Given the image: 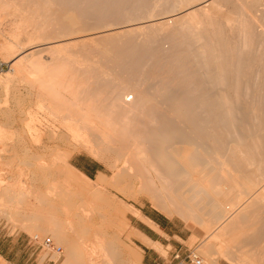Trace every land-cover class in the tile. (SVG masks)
Returning a JSON list of instances; mask_svg holds the SVG:
<instances>
[{
    "label": "rangeland",
    "instance_id": "374dc122",
    "mask_svg": "<svg viewBox=\"0 0 264 264\" xmlns=\"http://www.w3.org/2000/svg\"><path fill=\"white\" fill-rule=\"evenodd\" d=\"M39 1L41 3L43 1V3H44V4H42V6H40V8L43 7L46 10L47 9L53 10V8H54V10L50 13L48 10V12L46 11V13H45L43 11V8H42V10L39 9V12H40L39 15L40 16L43 15V17H41L42 21L40 20L38 23L42 22V25L36 24L38 26L35 28L33 27L34 29L32 28V26H28L27 29L25 28L27 30V31L25 30V32L27 34L28 30H30V31L33 30L35 33H37L40 30L38 34L41 36L38 38L32 39L33 40L32 42L30 39L31 44H34V42H35L36 44L47 43L48 45L42 44V45L36 47L37 48L35 50L36 52L34 51L35 53L33 54L34 56L32 57L33 60H32V58H29L28 61L31 59L32 61L35 60V62H36L39 59L37 62H39L40 64H43V65H46L47 63H49L51 61L57 63L56 60H58V63L60 62L61 65L66 64L65 66H68L67 64H69V63L71 64V66H72V63H73V65H75L74 62H76V64H78V63L79 64L80 63L86 64L88 62H90V63L93 62V63H97L100 65L101 63L105 62L104 60L107 61V59H110V58H106L103 56H102L103 58L98 57V56H97V58L95 57L96 54H95L94 50H100L101 48H104L105 41H107V38L105 37V35L110 33V32L122 31L123 29L130 27L131 29H134L132 31V33L130 34L131 39L133 38L132 41L128 42L127 44L126 43L123 44V42H125V41L122 40L123 41L122 42L121 39H118L119 43L121 42L120 46L122 45L121 47H119L121 49L119 50V48H118L119 43L117 44L118 46L116 45L117 49L115 48L118 52L115 51V49L113 48L114 49V52H113L114 55L117 54V55H115V58H117L118 64L114 65L115 63H117V61L114 62L116 60L115 58H114L115 60L112 58V60H111L112 62H110V60L105 62V65L106 66L108 65L107 68H109L108 70L106 68V71L108 72L110 70L108 73H110V72L115 73L114 70H115L117 65L122 64V65H126V67H124V68H129V67H127V65L128 66L132 65L131 63L135 61L134 62L135 64L133 63L134 66H131V68L132 67L135 68L136 65H139L142 62L141 63L142 67L139 65L138 71H137V68L134 69L137 72L144 69L143 70V73H144L149 68L150 70L148 69V72L150 75H151V72H153V73L155 72V74L159 73V75L165 73L164 75L165 76L167 75V76L165 77L164 75L163 76L160 75L161 76V77L159 76L160 78L158 76L157 77L155 76L156 77L155 78L154 77L155 74H154V75H152V77L148 76L146 78L144 75L146 73H144L143 74L144 77L142 75L143 78L142 77L141 78L142 79H144V78L148 79V81L145 80L146 83L145 82L141 83L139 81H142V80H140L138 77H136V78L134 76L133 77L131 76L132 78H130V76L126 77V75L123 74L126 71V69H125V71H121V73L124 77L121 75L119 70L116 69V71L119 72L118 74H120L122 76V77L120 76L121 77L120 80H122V81L119 80L120 82L119 81L118 82L119 83L122 82L123 85H127V86H122V84H121V86H122L120 88V90L122 89L121 100H122V98H123V100L126 99V97L125 98L123 97V96H125V94L129 93V97L132 94H134L133 91L135 90V88L137 86L139 88H141L142 84H144V85L146 84L145 85L146 87L144 85L142 86V90L144 88L147 89V91L151 90L150 94H151V92L156 90V92H155L156 96H158L159 91L160 92L164 91L165 96H166V91H167L168 94H167V96H166L167 98L165 100L163 99V97H165V96L155 97L154 92H153L154 96L153 95L152 96L154 98H157V99L160 98L159 100L163 99V101L166 103L171 102V101L174 102L175 100H176L177 104L182 103V108L181 107L180 108H181V110L183 109V112L185 113V115H184L182 112V115L187 117L186 116V114H187L188 119L192 116L193 119L205 121L204 123L209 121V122H207L208 124L206 123L205 125L211 124V125H209V126H212L211 129L215 127L214 131H216V132H214V133H215V135L217 134L216 137L220 141V143L222 145V151L224 152V154H223L221 151V153L224 156V157H222V159L224 158L223 162L224 161L225 162L227 161L228 163L231 162L230 164L232 166H233L234 160H235L233 157H237L236 159H238V157H239L238 154L236 156L235 150L237 151V149L239 148L241 143L242 144L247 143L249 141L248 138H252L253 136H254L253 139L255 138V136L256 137L257 136H264V116H263V114H264V107H263L264 106L263 105V103H264V83H263L264 82V69H263L264 68L263 67L264 66V49H263L264 48V42H263L264 41V39H263L264 38V29H263L264 28V24H263L264 23V6H263L264 0H261V1L260 0H255V1L254 0H248L249 2L247 0H242V1L236 0L237 4L235 2H234L235 4H233V2L231 0H218L219 3L218 2H216L217 4L214 3V4H216V6L213 4L214 8L212 7L213 14L215 16L214 18L218 19V20L215 19L218 23H219V21L221 22V20H222V22H227L228 26L229 25L233 26V24H231V23H234L235 20H238V21L240 20L241 22L244 21L243 23H245V22L247 23V21H245V19H242V18H245L244 16H246V20H249V19L252 20L253 19L252 22L253 21L256 22V23L253 22L255 24L251 25V26H255V27H251V26L248 27L247 26L246 28H244L245 24L242 25L244 27H241V25H240V27H238L241 29V33H243L242 32L243 28L248 29L251 27L252 29L250 28V30H252V31H251V36L249 35V37L248 36L244 37L245 35L243 33V34H241V36L239 35V37L236 36V37H238V39H235L234 38L235 34H233L234 36L233 35L228 36L229 33L227 31H226L227 33L225 32L227 35V38L233 37L235 39V41H234L231 38V40L229 41V43L232 42L231 44L234 43V45L232 47H234L236 45V48H237V46L240 45L242 48L241 47L240 48L238 47V48L242 49L243 50V51L241 50L242 52L245 51L244 53H246V51H248L249 47L251 49H253L251 51V49L249 48V51H248L249 56L246 53L247 55H245V57H247V59L250 58L249 59L250 62L253 59H254L253 62H256L252 65L253 67L250 68L251 69L250 72L248 71L250 74L246 73L245 74L246 76L240 75L241 73H239L238 76L236 77V72L235 73L232 72L231 74L229 73V75H230V77L228 76L229 78H231V75L233 76L235 74V76H233V77H236L239 79V80L236 79L237 81L235 80L236 81L235 83H237V87H236V84H234L233 82L230 83V80L234 81V78L228 79V77H227L228 80L225 78L224 75H226L225 74L226 69L220 70V71L217 70L215 68V60L214 59L211 60V56L206 57L207 55H210V52L208 54V51H207V50H209V48L206 50V46H205L206 43H204V41L203 42L201 41V40H203V38L201 37L202 35L199 32L200 30H197L198 28L197 29L195 28L197 26L195 24H192L193 22H191V18H190L191 25L188 24L189 23V21H188L189 17H187L188 19L186 17H185V19H181V18H183V17H181L182 16L181 13H183V14L185 13L183 11V9H185L187 6H189V4H188L189 2L192 4V3H197L199 1L201 2L203 0H186V1L182 0L183 2L179 1V0H157L158 2H155V0H108V1L107 0H87V1L86 0H78L76 5H75L76 0L75 1L69 0V2H68V0H66L67 2L65 0L64 1L63 0L62 1L61 0H49V1L48 0H39ZM233 1H235V0H233ZM258 1H259V3H258ZM40 2H39V4H41ZM72 2H73V4H72ZM238 2L242 3L241 4L242 6H240V3H238ZM56 3H58V4H56ZM65 3H67V5ZM88 3H90V4H88ZM147 3H148V5H147ZM155 3H156V5H155ZM183 3H184V5H183ZM91 4H92V7H90ZM99 4H101V5H99ZM57 5H58V7H57ZM85 5H88V6H85ZM118 5H119V10H118ZM122 5H123V8L121 7ZM238 5L240 8L238 7ZM103 6L104 7L106 6V8H103ZM59 7L62 9V11H60L61 9ZM72 7L74 9L76 8V10H74ZM80 7L83 9H81ZM84 7H85V9H84ZM96 7H98V8L96 9ZM236 7H237V9H236ZM254 7L256 9H254ZM68 9H70V10H68ZM111 9H112V12H111ZM207 9H209V7H207ZM56 10L58 11V13L61 12L60 14L61 15L63 14V15L62 16L60 14L56 15V12H57ZM237 10H238L239 14L241 13L240 11H243L244 15L241 14V16H239ZM253 10H255V11H253ZM245 11H247L246 14H245ZM261 11H262V13H261ZM41 12H42V14H41ZM68 12H70V13H68ZM145 12L147 15L145 14ZM150 13H151V15H150ZM64 15L66 17H64ZM250 15L252 18L250 17ZM14 16H11L10 18L9 17L4 18V19L0 18V20L2 21V22L0 21L1 22L0 23V30H1L0 34L3 33V31L5 34V35L3 34L2 36H0V43H2V41L8 42L11 40V36L9 35V33L7 34V32H5L4 28L8 29L7 31H9V28H10L9 27L10 26L9 20L13 19V21H14L16 19V18H13ZM44 16L46 17V19L44 18ZM178 17H181V18H178ZM227 20L230 22H228ZM156 21H157V23H156ZM153 22L155 24H152V27H151L150 24ZM61 24L64 25L63 28L61 27ZM132 26L134 28H132ZM137 26H140V27L142 26L143 28L142 27L136 28ZM186 27L187 28L189 27V29H187ZM153 28H154V30H153ZM181 28L183 30H181ZM185 28L187 30H185ZM226 28L228 30L227 26L225 27V30H226ZM33 31H31V32H33ZM45 31H46V33H44ZM152 31H154V32H152ZM12 32L14 33V30ZM15 32H16V30H15ZM189 32H190V35H189ZM19 33L22 34V35L19 34L21 36V38H22V36L24 37V35H23L24 32L22 33V30L20 32V29H19ZM167 33H170V34H167ZM225 33H224V36H225ZM258 33H260V34H258ZM47 34L49 36L51 35L52 37L51 36L49 37ZM68 34H71L70 36H73V37L75 36L77 38L80 37V38H85V39L88 38L89 39V37H91L92 40H94V38L95 39L97 37L98 38L96 40L90 42V43H89V41L86 42L85 40L83 43L82 42L83 39L82 40L80 39L81 41L78 40L77 41L78 44L76 46H72L71 44L68 45L69 43L65 42L66 38L69 36ZM93 34L95 37L93 36ZM151 34H153V35H151ZM64 35H67V37ZM102 35L104 37H102ZM132 35H134L135 37ZM149 35L151 38L149 37ZM199 35H201V36L199 37ZM25 36L26 37H24V39L25 38L26 39L25 40L23 38L22 39L24 40V42L27 43L29 41V39L27 40L28 36L27 35H25ZM46 37L49 39H45ZM2 38H3V40H2ZM119 38H121V36ZM135 38H136V40H135ZM144 38H145V41H143ZM149 38L151 39L152 42L150 41ZM152 38H153V40H152ZM254 38H255V40H254ZM138 39H140V40H138ZM37 40L38 41L40 40V41L38 42ZM141 41H142V45H140ZM146 41L148 43H146ZM30 42L28 44L23 43V45L26 44V46H27L30 44ZM49 42H51V44ZM136 42H137V45H136ZM260 42H261V44H260ZM149 43H152V44H149ZM153 43H154V45H153ZM251 43H254V44L251 45ZM21 45H22V43H21ZM22 46L19 45L17 48L19 49ZM26 46H23V47H26ZM43 46H49V47L51 46L53 48V50H51L52 48H49V50L47 48L46 49L41 48ZM208 46L209 45H207V47ZM253 46L256 50H254ZM126 47H128V48H126ZM135 47H136V49H133ZM137 48L140 49V51L137 50ZM202 48H204V49H202ZM39 49H42V50H39ZM76 49H78L77 51H79V52H78V54L76 53V57L74 56V58H73L72 53H74V51ZM127 49L131 54H129ZM38 50L41 52L38 53L39 52ZM132 50H133V52H131ZM135 50H137V51H135ZM202 50H204L203 52L206 51L207 53L205 52L203 55ZM16 51H15V53H16ZM49 51H51V53ZM55 51H57V54L55 53ZM183 51H185L186 54ZM262 51H263V53H262ZM3 52L4 51H2V53H1V51H0V62L2 63V69L0 71V77H3L4 75L7 74L9 77H11V79L6 83L0 82V106H1L0 107V124H2L4 126V131H5V133L3 132L4 138L7 137L6 139L2 138L3 141H1L2 143L0 144V145H2V147L4 146L3 147L4 153L2 152L1 156H0V158L3 160V161H0V180L4 181V185L1 188H19V187H22V182H24L27 179L26 174L29 172L31 177H32L31 179H34V177L37 178V181H35V183L36 182H38V183H36V185H35V183L33 182L34 183L33 189L35 188L34 192L36 191V189L37 190H40V189L43 190L44 189V187L46 186L45 184H43L45 177H46V180H48V178L50 176H52V177L54 176L55 178L58 177V179H60V181H61V182L58 181V179L56 178V180H57L56 182L60 183V185L58 184V186H59V189L61 188V193L58 194L56 201L51 203L52 208L47 207V206H43V205L39 206L38 204H40V203L36 202L33 199H29V198L28 199H26V198L22 199L20 202H15V201H11V200L5 198L4 196L0 197V264H61L62 263V261L64 260L65 249L62 245L57 243V240L55 239V237H52L50 235L49 229L45 228V230L43 232L37 233L32 229L31 222H28V220H26L27 218H34L36 216H38V218L35 222L39 226L44 224L46 222V220H48L50 218H55L56 220H59L60 222H62V223H60V226L58 225V227H60V229L67 231L72 239L82 240L84 242V249L86 250L87 254H91L92 251H95L96 254L98 253L101 255L102 253H106V255H109V257L112 258L113 256H115V254L117 255L120 253L119 258L121 257V263L126 264L129 260V258L134 254V252L138 251L141 254V261L139 263V264H141L142 260H143V256L145 255V253H144L143 248L141 246H139V244H138V241L140 240V235L135 233L134 228L135 229H141V230L143 229L145 231L147 228L143 224H141V222H140L141 218L139 219L137 217L138 216L137 210H139L140 215H141V212L145 213V214H155L158 216V218L161 219L162 222H167L168 220L172 221L177 226L176 228H177V230H179L181 236L184 239L188 238V241L184 242V244L187 246L186 251L184 253H181V251L179 249H176V250H174V252H172V254L178 253L181 256H184L189 251H192L194 254H196L198 257H200L205 264H219V262H227L228 264H242L239 261V260H242L241 256H245V257L247 256L246 260H245L246 264L248 262L250 264L251 261L253 260V258L255 260H253L254 262L252 261V264H256L257 261H258L257 264H259V261L262 262L260 264H264V261H262V260H264V257H263V255H264V204H257V206H256V204H254V205L253 204H248V205H246V204H234L233 209H236V211H235L236 213L235 212L234 213L237 215H240L237 217L235 216L238 219H234L235 218L233 216L234 213L232 214V216L234 218H231V216H230L228 219H220V216L223 214L224 210L228 211L226 209L228 208V205H229V204H225V202H223V200L222 201L219 200L217 202V204H206V205L196 204V206L193 204H192V206H190L191 205L190 204L189 208L194 207L193 209L196 211L195 212L193 210L194 211L193 215L195 214V217H196L195 220H191L192 213H190L189 215H187L186 213L185 214L181 213V212H183L182 210L185 209L183 204H177L176 205V204H169V202H168V204H162L163 206H165L166 211H162V210L155 208L150 201L153 198L152 197L153 194L150 193V190L155 188V184H153V183L147 184L146 182H143V184L136 186L135 181L131 182V180L130 181L125 180L126 182H128L130 184L128 186H126L125 184L123 185L122 181L124 178L120 175V173H115V171H113L112 166L114 163H113L112 159L110 160L107 153L102 154V152H104L102 150H101V152H97V153H96V151L93 152V149H91V148L85 149L80 145V143L78 144V142L76 143V141H73V140H61L60 142L59 141L58 142H53V141L50 142L49 141L47 143V146H45L44 149L41 148L39 150H36V148H35L36 142L34 140L35 137H33V136L30 137V135H28L25 132L24 126L26 125V122H27L26 116L33 114V117H34L33 124H35L36 126H40L41 128L40 127L39 128L42 129V131L44 133L50 132L51 128L53 130L54 127H55V129H59V130L61 129L62 130L63 127H61L62 125H60V123L58 122L57 117H58L59 113L63 112L62 109H60L61 108L60 106H62L63 104L61 105V103L59 102L60 103V106H59L56 103L57 101L54 102L55 99H53V101H52V97H49L50 95L48 96L47 92L45 94V92L41 88L35 87L37 85L34 82H33L34 84H29L31 81H29V82L23 81L24 77L27 78L29 76V75L24 76L26 74V71H22V70H25V69L13 72V75H12V73L9 72V63H8L9 58L11 59V57L8 55V53L6 54L5 52L4 53ZM188 52H190V53H188ZM79 53H81V55H84L86 53L88 56H86V58H85L84 56L83 57L80 56ZM137 53H138V55H136ZM250 53H251V55H250ZM253 53H254L255 57H254ZM4 54H5V57H3ZM6 55H8L9 58ZM135 55H136V57H135ZM262 55H263V58H262ZM60 56H61V58H60ZM137 56H138V58H137ZM202 56H203V58H202ZM39 57H41V59ZM46 57H48V59ZM141 57L142 58L144 57L143 60H145L146 64H144V61L142 60ZM156 57H158V58H156ZM52 58H56V59L52 60ZM100 58H102V59H100ZM122 58L124 61L121 60ZM205 58H207V59H205ZM50 59H51V61H50ZM118 59L121 61H119ZM157 59H159V60H157ZM169 59L172 60V62ZM66 60H68V61H66ZM260 60H262V61H260ZM109 62L111 63V65H112V63H114L112 65V67L114 69L111 67V65H109L110 64ZM156 62H158L159 64ZM23 63H24L23 65H25V63L27 64V62H23ZM124 63H127V64H124ZM165 63H168V64H165ZM208 63H209V65H208ZM150 64L152 65L151 67H150ZM200 64H202V65H200ZM105 65H104V67H105ZM147 65H148V68L146 69ZM210 65H211V67H210ZM156 66L160 67V68L158 67V70L160 69L161 73L157 70ZM140 67H141V69H140ZM205 67L206 68L208 67V68L206 69ZM212 67H213V70H210V69H212ZM258 67L260 69L262 68L261 72H260V69ZM23 68H24V66H23ZM117 68H118V66H117ZM131 68H130V70H131ZM111 69H113V70H111ZM120 69L123 70L122 67ZM154 70H157V71H154ZM168 70H171V71H168ZM20 71H22L24 74L23 73L21 74ZM173 71H175L176 73ZM226 71L228 72V70H226ZM258 71H259V73H258ZM17 72H19V73H17ZM177 72H179L180 74ZM213 72H216L217 75H216V73H214L215 74L214 75ZM219 72H222L221 75ZM80 73L81 72L79 71L78 74L80 75ZM82 73L84 74L85 72H82ZM82 73H81L82 78H84V76L88 75L87 73H85L86 75L85 74L82 75ZM211 73L213 74L214 77L212 76ZM252 73L254 74V76ZM177 74L179 76H177ZM262 74H263V76H262ZM172 75H173V77H172ZM20 76H22V78ZM135 76H137V75H135ZM180 76H182V77H180ZM243 76H245V77H243ZM164 77L167 79L166 80L167 83H170V84H165L164 90L161 89L162 90L161 91L159 89L158 85L160 84L162 79L164 80ZM220 77H222V78H220ZM246 77L248 79H250L249 82H248V79ZM254 77H256V79ZM258 77H260V78H258ZM125 78H126V80H125ZM152 78H155V80ZM170 78L173 79L174 82L170 81L171 80ZM178 78H180L182 81ZM219 78H220V80H219ZM224 78H225V80H224ZM262 78H263V81H262ZM127 79H129V80H127ZM136 79H137V81L139 80L138 83H137ZM151 79H152V81H150ZM176 79H177V82L175 81ZM123 81L125 82V84ZM219 81H221V82L219 83ZM162 82H165V80ZM188 82H190V83H188ZM130 83L133 84V86ZM180 83H182V84H180ZM152 84H155V85L153 86ZM162 84L160 86H164ZM227 84H229V85H227ZM233 84L235 85L236 89L234 87H233V89H231L232 86H234ZM166 85L168 87H166ZM248 85L249 86L251 85L249 87L251 89H248ZM130 86H132V88L134 90ZM239 86L241 87V90H240ZM252 86H253V88H252ZM123 87H125V88L123 89ZM228 87L230 89H228ZM160 88H163V87H160ZM37 89H39V91ZM145 89H144V91H146ZM158 89H159V91L157 92ZM165 89H168L169 91L165 90ZM40 90H42V91H40ZM230 90H232V91L234 90L233 92L231 91L232 95L235 94V92H236L237 103L239 104V106L237 105L236 108L231 107L233 109H232V112H231V109H229L230 110L229 115H230L231 120H232L231 114H233L232 116H234V119L236 117H238V120L240 122L237 119H235V122H239L238 124H241V125L243 124L245 126L243 128V130L246 128L245 131H247V132L245 135H243V140L241 139L243 132L238 133L239 131L236 132L237 130L232 131L231 128L226 126L227 125V123L225 122L226 116H224V115H226V113H225L224 108L227 109V107L222 106V104L220 103V102L223 103L222 100L225 99L220 94H224V92L228 93V92H230ZM239 90L242 91V94H239V92H240ZM123 91H125V94ZM171 91H173V92H171ZM174 91H175V94H174ZM160 92H159V94H160ZM170 92H171V94H170ZM44 94L47 97H45ZM147 94H149V92H147ZM187 94H188V96H187ZM213 94H214V96H213ZM256 94H257V96H256ZM120 95L121 94H119V98H120ZM196 95H197V99L199 101L196 99V97H195ZM149 96L152 98L151 95H149ZM253 96H255L254 97L255 101H254ZM40 97H41V100H43V102H41V100L39 99ZM129 97H127V99ZM133 97H134V95H133ZM176 97L180 98V100L176 99ZM184 97H186V98H184ZM47 98H48V100H47ZM170 98H171V100H170ZM182 99L186 100V101H183ZM187 100H189V101H187ZM257 100L259 102H257ZM127 101H129V100H126V102ZM181 101H183L184 103ZM252 101H253V103H252ZM260 101L262 104L260 103ZM38 102L39 103L41 102L42 104L41 103L39 104ZM186 102H189L188 103L189 105ZM210 103H211V105H210ZM50 104H52V105H50ZM196 104H198L197 107L193 106ZM218 104L221 106H219L217 108ZM242 104H244V105L246 104L247 106L245 105L246 106L245 107ZM38 105H39V107H38ZM41 105L43 106L42 108H41ZM44 106H46V107H44ZM56 106L61 111L58 110L56 108ZM169 106L170 105L163 106V108L161 107V109L165 110L168 107L169 109L167 108L166 110H170L173 107L172 105H171L172 107H169ZM185 106H187L186 107L187 109H184ZM62 107L64 108L66 106L63 105ZM175 107H177V106H175ZM222 107H224V108H222ZM243 107L245 109L250 108L249 109L250 111L248 110L250 114L252 113L251 114L252 116H249V117H251L250 119H249V117L246 116V114H244L245 112L242 110V109H244ZM48 108H49V110H47ZM56 109L58 111H56ZM218 109L220 110L219 113H218ZM223 110H224V112H223ZM238 110L240 112H238ZM212 111H214V112H212ZM226 111H228V109ZM65 112L66 111H64L63 114H65ZM163 112L165 114L168 113V111H166V112L163 111ZM221 112H222V114H221ZM215 113H218V114H215ZM234 113H235V115H234ZM240 113L242 116L240 115ZM55 114H57V115L55 116ZM173 114H175V115H173ZM190 114H191V116H189ZM207 114H209L210 116L209 115L207 116ZM212 114L214 116H212ZM172 115H170V113H168V115L166 114V116H168V119L170 120V122H169V120H167L169 124L167 123V121H165L166 123L164 122V124H162V125L159 124L160 125L159 127L157 126L158 129H157V127L153 128L154 130L151 131L152 134L147 137V141L149 142V144L151 142H153L155 137H157L160 133L163 134L162 136L159 137L160 140H165V139L171 140L173 142V144H172L173 146H175L176 144L179 145L178 143L182 142V140L185 137V134L187 132H189V129H191L192 124L188 123L189 125H187V123H185V122H184V124H183V122L178 124L179 122H177V121L174 122V124H173L172 121H175V119L177 118L176 117L177 112L172 113ZM247 115H248V113H247ZM169 116L171 118H169ZM245 118L247 120H245ZM172 119H174V120H172ZM221 119L223 121H221ZM242 119H244L245 121H243ZM203 121H202V123H203ZM215 121H217V122H215ZM214 122H215V124H214ZM58 123L60 126L58 125ZM176 123L181 128L180 127H179V129H178V127L176 128V126H177V125H175ZM190 123H193V122H190ZM182 124H183V126H182ZM169 125L171 128L169 127ZM174 125H175V127H174ZM185 125H187V126H185ZM190 125H191V127H190ZM232 125H234V124L232 123ZM260 125L262 126L263 129H261ZM209 126H206V127H209ZM224 126H226L227 129ZM185 128H187V129H185ZM247 128H248V130H247ZM164 129L168 130V131L165 132ZM176 129H178V130L181 129V130L178 131ZM22 130H23V132H22ZM223 131H224V133H223ZM190 132H191V130H190ZM61 133H64V131L62 130ZM45 136H47V135H44V138L42 140L43 142L46 140ZM238 136L241 138H239ZM148 149H149V147L147 148V150ZM229 150H233L234 152H231ZM26 151L29 153H27ZM33 152H34V154H33ZM230 153L233 155H231ZM33 160H36V161H33ZM71 166L75 167L78 172L72 171ZM232 166H230V165H229V167L227 166L228 167L227 173H230V171H232L231 169H234V166L233 167ZM48 167H50L51 169L49 170ZM216 171H220V170H216ZM214 172H212L211 175H213ZM233 172H234V170L232 171V173ZM45 173L47 176H45ZM80 173H83L89 179L88 180L86 179L84 181V179L82 178ZM215 173L217 174L219 172H215ZM227 173H226V175L223 172L217 174V176L219 175L218 178L215 175L216 178H214V179L215 180L218 179L215 182L220 181L221 184L219 183L220 184L219 187L225 188L220 193V195L217 196L218 199H225V198L227 199L231 196H236V195L240 194V188H242V186H238L236 188V190L231 189V187H229V185H228L229 180L227 178ZM237 173H239V171L236 172V174ZM32 174H34V175H32ZM78 175H80L81 177ZM40 176H41V178H40ZM41 179L43 180L42 182H41ZM39 182H40V184H39ZM121 184L125 187L120 188V187H123V186H121ZM130 185H132V186H130ZM14 190H17V189H14ZM151 194H152V196H151ZM129 196H131V197L129 198ZM154 199L156 201H161L160 198L158 200V198L155 196H154ZM158 203H160V202H158ZM161 203H162V201H161ZM13 204H22V207H25V208H23L24 210H22V211L21 210L19 211L20 208L19 209L17 208V211H16V208L14 209V206H12ZM30 204H33V205H30ZM197 205H199V206L202 205L205 207L200 206L201 209L198 210L199 207H197ZM251 206H252V208H251ZM223 207H226V209ZM222 208H223V212H222ZM243 208H245L246 210ZM242 210H245L248 213L247 212L244 213V211H242ZM8 211L11 212L12 214H14V213L15 214L12 215L11 217H7L5 212H8ZM18 212H20L21 215H20V213L17 214ZM22 212H23V215H22ZM215 212H219V214L216 213L217 216L213 215V213L215 214ZM72 213H77L78 215L72 216ZM66 214H68V215H66ZM193 215H192V217L194 218ZM189 216H190V219H189ZM24 217L25 218L27 217V218L25 219ZM141 217H142V215H141ZM239 217H240V219H239ZM144 219L145 218L142 217L141 221H143ZM233 220H235L236 222L235 221H234V223L231 222ZM144 221H145V223H148V222H146L147 219ZM65 222H67V223L65 224ZM229 222H231V223H229ZM69 223H71V224H69ZM148 224H150V223H148ZM222 224L224 226L225 225L227 226L225 231L220 230V228L223 226ZM233 224L236 226H234ZM218 232H222V234L219 235L217 238H214L212 235H216ZM32 234H33V236H32ZM34 234H37L36 238H34ZM207 234H210V236L207 237ZM43 240L51 241V243L54 246L59 248V252H55L52 249H50V247L44 246L42 244ZM149 246H151L153 249H155L157 251V253L159 254V256L163 257V259H165L164 261H166L167 250L169 249V247L164 248L162 246H158V245H154V244L153 245L149 244ZM78 248L80 251L84 252L83 246H82V248H81V246ZM249 254H252V255H249ZM258 256L263 257V259L258 257ZM248 257L250 258L249 260L247 259ZM90 258H92V257H90ZM257 258L258 259L260 258L261 260H258ZM164 261H161V262H164ZM214 261H216V263H213ZM158 263H160V262H158ZM155 264H157V263H155Z\"/></svg>",
    "mask_w": 264,
    "mask_h": 264
},
{
    "label": "bare ground",
    "instance_id": "6f19581e",
    "mask_svg": "<svg viewBox=\"0 0 264 264\" xmlns=\"http://www.w3.org/2000/svg\"><path fill=\"white\" fill-rule=\"evenodd\" d=\"M49 1V0H48ZM62 1V0H61ZM64 1V0H63ZM66 1V0H65ZM75 1V0H74ZM77 1L76 0L74 3L75 5L77 4ZM87 1V0H86ZM108 1V0H107ZM179 1H182V0H179ZM186 1V0H185ZM233 4H237L236 0L233 1ZM242 1V0H241ZM248 1V0H247ZM255 1V0H254ZM261 1V0H260ZM39 0H0V18L4 19V18H10L11 16H14L13 18H16L14 21L13 19H10L9 20V31H7L8 29H5V32H7V34L9 33V35L11 36V40L8 41V42H5V41H2V43H0V51L2 53V51H4L6 54L8 53V55L11 57V59L9 58L8 55H6L8 58H9V72L12 73L13 75V72H16V71H19V70H22V69H25V70H22V71H26V75H29L27 78L24 77V80L23 81H26V82H29L31 81L29 84H36L37 86L35 87H39L41 88L45 94L47 92V95L49 97H52V101L53 99H55L54 102H56L59 106H60V103L61 105L63 104L64 106L66 107H62L60 106L62 109V111H66L65 114L62 113H59L58 115V122L60 123V125H62L61 127H63V131L64 133H61V129H54L52 130L51 128V131L48 132V133H44L42 131V129H40L41 127L40 126H36L35 124H33V121H34V117H33V114L32 115H27L26 118H27V122H26V125L24 126L25 128V132L30 135V137H35V144H36V150H39L41 148H45V146H47V143L50 141H53V142H60L61 140H73V141H76V143L78 142V144L80 143V145L85 148V149H93V152L96 151L97 152H102V154L104 153H107L110 160L112 159L113 161V171H115V173H120V175L124 178L123 179V185L125 184L126 186H128L130 183L126 182L125 180H131V182H136V186L137 185H141L143 184V182H146L147 184H155V188L150 190V193L151 196L153 197L152 199L154 200H150L152 205L159 209V210H162V211H166L165 209V206H163L162 204H183L185 209L182 210L183 212L181 213H186L187 215H189L190 213H194V207H191L189 208V205L192 206L196 204H217V202L219 200H223V202H225V204H229L228 205V208L226 209V207H223L225 208L226 210L228 211H225L223 212V208H222V212L223 214L220 216V219H228L230 216L231 218H234L235 216H240V215H237L235 214L236 212V209H233L234 208V204H264V136H255V138L253 139L252 138H248V142L247 143H244V144H240L239 148L237 149V151L235 150L236 152V156L237 154L239 155L238 159H236L237 157H233L235 160H234V169H231L233 166L228 163L227 161L223 162V159L222 157L224 152L222 151V145L220 143V141L217 139L216 135L214 132V128L211 129L212 126H209V125H205L206 123H204L205 121H200L198 119H193V117L191 116V114L189 116H191L189 119H188V115L186 114L187 117H185V113L183 112V109L181 110L182 108V103H176V100L173 102H164L163 99L165 100L167 97V94L168 92L166 91V96H165V93L164 91V88H165V84H170V83H167V79L165 78L166 76L164 74H160V75H164V80L165 82H162L164 81L163 79L161 80L160 84L158 85L159 89L162 91L160 92L159 89L157 90L158 92V96H165L163 97L162 100H159L160 98H154V94L156 92V90H152L154 92H151L150 94V91H147V89H145L147 92H149V94H147L146 91H144V89L142 90V86L144 84L141 85V88H139L138 86L135 88V90L132 88L133 84H131L132 86H130L134 92V94H132L130 97H129V93L128 94H125V91L124 94L125 96H123L124 98L126 97V99L121 100V97H122V89L120 90V88L122 86H127V85H123L122 82L119 83L121 79V77L123 76L121 71H126L123 73L126 75V77L130 76V78H132L133 76L136 78L138 77L140 80L142 81H139V82H145L148 81V79H142L145 75V77L147 78L148 76H151L155 74V72H151V75L149 74L148 72V65L146 67V71L143 73V70L142 69L141 71L137 72L138 71V66L141 65V63L139 65H136L135 68L131 66H134V62H132L131 60V64L132 65H127V67L129 68H124L126 67V65H117L114 72L115 73H108L106 71V68L108 67V65L106 66L105 65V62L109 61L112 62V58L114 59L115 58V54L114 55V49L116 48V45L119 43V40L118 39H121V41H125L123 42L124 43H128L130 41H132L131 39V33L134 29H131L130 27H127L125 29H123L122 31H116V32H110L108 34L105 35V37L107 38V41H105V45H104V48H101L100 50H94L95 51V54H96V58L97 56L98 57H106V58H110V59H107L104 60L105 62L104 63H101L97 64V63H86V64H82V63H78L75 65H73L72 63V66L71 64H67L68 66H65L66 64L64 65H61L60 62L58 63V60L57 63L56 62H52L51 59L49 63H47L46 65H43V64H40L39 62H35L32 61L33 60V54L36 52L35 50L37 49L36 47L42 45V44H47V43H39V44H36L34 42V44H31V42L33 41L32 39L34 38H38L40 37L41 35H39V31L37 33H35L33 30V32H31L30 30H28L27 34L25 32V30L27 29L28 26H32V28L34 27H37L38 25L36 24H41L42 25V22L41 23H38L43 17V15H39L40 12H39V9L42 10L43 7L40 8V6H42L43 1L41 4H39ZM47 2V1H46ZM67 2V1H66ZM69 2V0H68ZM80 2V1H79ZM89 2V1H88ZM104 2V1H103ZM143 2V1H142ZM154 2V1H153ZM155 2H158L157 0H155ZM183 2V1H182ZM181 2V3H182ZM194 2V1H193ZM196 2V1H195ZM218 2V0H203V1H199L197 3H188L189 6H187L185 9H183V11L185 12L184 14H182L181 17H178V18H181V19H185V17H189V23H190V18H191V22H193L192 24H195L197 27H195L197 30H200V34L202 35H199V37L201 36L203 38V40H201L202 42L204 41L205 46H206V50L209 48L208 51V54L210 52V55H207L206 57L208 56H211V60L214 59L215 60V68L217 70H228V72L225 70V78L227 79V77L229 75V73L231 74L232 72H236V77L238 76L239 73H241L240 75H245L246 73L248 74L250 72V68L253 67L252 65L256 62H253V60L250 62V58L247 59V57H245V55L248 54V51H249V48H248V51H246V53L242 52L243 50L242 49H239L241 46L238 45L237 48H236V45L234 47H232L234 45L231 44L232 42L229 43V41L231 40V38L235 41V39H238L239 35L241 36V34L244 33V37L248 36L249 35L251 36V31L250 28L251 27H255V26H251L252 24H255L252 22L251 19L249 20H246V16H244L245 18H242V19H245V21H247V23H243L238 21V20H235L234 18V23H231L233 24V26H228L227 22H221L219 21V23L216 21L218 19L214 18V14H213V9L212 7L214 8L213 4ZM224 2V1H223ZM231 2V3H232ZM235 2V3H234ZM249 2V1H248ZM48 3V2H47ZM81 3V2H80ZM91 3V2H90ZM88 3V4H90ZM107 3V2H106ZM121 3V2H120ZM219 3V2H218ZM222 3V2H221ZM230 3V4H231ZM240 3V2H238ZM259 3V1H258ZM261 3V2H260ZM55 4V3H54ZM58 4V3H56ZM64 4V3H63ZM67 5V3H65ZM69 4V3H68ZM73 4V2H72ZM108 4V3H107ZM116 4V3H115ZM122 4V3H121ZM154 4V3H153ZM217 4V3H216ZM216 4H214L216 6ZM242 3H240V6ZM264 4V3H263ZM50 5V4H49ZM101 5V4H99ZM114 5V4H113ZM148 5V3H147ZM156 5V3H155ZM160 5V4H159ZM184 5V3H183ZM44 6V5H43ZM47 6V5H46ZM55 6V5H54ZM61 6V5H60ZM78 6V5H77ZM80 6V5H79ZM84 6V5H83ZM82 6V7H83ZM85 6H88V5H85ZM95 6V5H94ZM139 6V5H138ZM171 6V5H170ZM246 6V5H245ZM255 6V5H254ZM264 6V5H263ZM56 7V6H55ZM58 7V5H57ZM70 7V6H69ZM92 7V4L91 6ZM100 7V6H99ZM123 8V5L121 6ZM129 7V6H128ZM146 7V6H145ZM160 7V6H159ZM207 7H209V9H207ZM239 7V5H238ZM261 7V6H260ZM47 8V7H46ZM60 8V7H59ZM64 8V7H63ZM73 8V7H72ZM78 8V7H77ZM81 8V7H80ZM79 8V9H80ZM87 8V7H86ZM98 7H96L97 9ZM103 8H106V6ZM240 8V7H239ZM61 9V8H60ZM74 9V8H73ZM83 9V8H81ZM85 9V7H84ZM116 9V8H115ZM135 9V8H134ZM138 9V8H137ZM147 9V8H146ZM158 9V8H157ZM222 9V8H221ZM237 9V7H236ZM254 9H256L254 7ZM262 9V8H261ZM49 9H45L43 8V11L46 13V11L48 12ZM54 10V8H53ZM53 10H49V13L52 12ZM70 10V9H68ZM76 10V8L74 9ZM109 10V9H108ZM118 10H119V5H118ZM154 10V9H153ZM224 10V9H223ZM242 10V9H241ZM245 10V9H244ZM247 10V9H246ZM260 10V9H259ZM42 11V12H43ZM57 11V10H56ZM62 11V9L60 10ZM116 11V10H115ZM145 11V10H144ZM143 11V12H144ZM161 11V10H160ZM232 11V10H231ZM230 11V12H231ZM240 11V10H239ZM255 11V10H253ZM41 12V14H42ZM74 12V11H73ZM111 12H112V9H111ZM150 12V11H149ZM229 12V13H230ZM238 12V10H237ZM241 13L239 14V16H241V14L244 15V12L243 11H240ZM61 13V12H60ZM58 13V11L56 12V15L57 14H60ZM70 13V12H68ZM115 13V12H114ZM247 13V11H245V14ZM262 13V11H261ZM117 14V13H116ZM146 14V12H145ZM162 14V13H161ZM249 14V13H248ZM259 14V13H258ZM47 15V14H46ZM45 15V16H46ZM61 15V14H60ZM63 15V14H62ZM61 15V16H62ZM147 15V14H146ZM149 15V14H148ZM151 15V13H150ZM178 15V14H177ZM44 16V18L46 19V17ZM249 16V15H248ZM64 17H66L64 15ZM63 17V18H64ZM145 17V16H144ZM153 17V16H152ZM251 17V15H250ZM258 17V16H257ZM147 18V17H146ZM167 18V17H166ZM239 18V17H238ZM249 18V17H248ZM252 18V17H251ZM259 18V17H258ZM188 19V18H187ZM216 19V20H215ZM255 20V19H254ZM1 21V20H0ZM5 21V20H4ZM3 21V22H4ZM42 21V20H41ZM160 21V20H159ZM163 21V20H162ZM181 21V20H180ZM228 21V20H227ZM2 22V21H1ZM0 22V23H1ZM49 22V21H48ZM187 22V21H186ZM230 22V21H228ZM7 23V22H6ZM47 23V22H46ZM45 23V24H46ZM148 23V22H147ZM157 23V21H156ZM168 23V22H167ZM176 23V22H175ZM36 26H35V25ZM152 24H155L154 22L151 23V27H152ZM164 24V23H163ZM243 24H245V27L242 26ZM262 24V23H261ZM264 24V23H263ZM5 25V24H4ZM8 25V24H7ZM6 25V26H7ZM48 25V24H47ZM146 25V24H145ZM174 25V24H173ZM181 25V24H180ZM186 25V24H185ZM244 27L246 28L247 26H251L250 28L248 29H244L243 28V33H241V29L238 28V27ZM257 25V24H256ZM3 26V25H2ZM5 26V27H6ZM52 26V25H51ZM54 26V25H53ZM143 26V25H142ZM141 26V27H142ZM149 26V25H148ZM162 26V25H161ZM169 26V25H168ZM183 26V25H182ZM181 26V27H182ZM188 26V25H187ZM228 27V30L226 28L225 30V27ZM61 27L63 28L64 25L61 24ZM140 26H137L136 28H139ZM140 27V28H141ZM150 27V26H149ZM165 27V26H164ZM174 27V26H173ZM184 27V26H183ZM231 27V28H230ZM26 28V29H25ZM33 28V29H34ZM39 28V27H38ZM132 28H134L132 26ZM143 28V27H142ZM163 28V27H162ZM161 28V29H162ZM176 28V27H175ZM178 28V27H177ZM187 28V27H186ZM187 29H189V27ZM19 29H20V32L22 30V33L24 35V37H26L25 35H27V40L29 39V41L26 43L24 42V37L22 36V39L20 35H22L21 33H19ZM31 29V28H30ZM49 29V28H48ZM164 29V28H163ZM174 29V28H173ZM194 29V28H193ZM192 29V30H193ZM252 29V28H251ZM264 29V28H263ZM14 30V33L12 31ZM16 30V32H15ZM36 30V29H35ZM143 30V29H142ZM154 30V28H153ZM157 30V29H156ZM155 30V31H156ZM160 30V29H159ZM166 30V29H165ZM181 30H183L181 28ZM258 30V29H257ZM1 31V30H0ZM3 31V30H2ZM27 31V30H26ZM47 31V30H46ZM46 31L44 33H46ZM145 31V30H144ZM149 31V30H148ZM169 31V30H168ZM180 31V30H179ZM229 33L228 36L230 35H233L235 34L234 38L233 37H229L227 38V35L226 33L227 32ZM154 32V31H152ZM158 32V31H157ZM166 32V31H165ZM188 32V31H187ZM226 32V33H225ZM261 32V31H260ZM149 33V32H148ZM151 33V32H150ZM164 33V32H163ZM171 33V32H170ZM170 33H167V34H170ZM176 33V32H175ZM224 33H225V36H224ZM253 33V32H252ZM4 34V31L3 33L0 34V36H2ZM20 34V35H19ZM52 34V33H51ZM260 34V33H258ZM5 35V34H4ZM43 35V34H42ZM48 35V34H47ZM69 36L67 37V35H64L66 36V41L67 43H69L68 45H72V46H76L78 44V40H82V42L84 43V40L86 42L89 41L92 42L94 40H96L94 37V34H93V38L94 40L91 39V37H89V39H85V38H80V37H73V36H70L71 34H68ZM85 35V34H84ZM138 35V34H137ZM143 35V34H142ZM153 35V34H151ZM187 35V34H186ZM189 35H190V32H189ZM20 36V37H19ZM49 36V35H48ZM51 36V35H50ZM49 36V37H50ZM121 36V38H119ZM134 36V35H132ZM156 36V35H155ZM154 36V37H155ZM182 36V35H181ZM238 36V37H236ZM259 36V35H258ZM45 37V36H44ZM52 37V36H51ZM102 37H104L102 35ZM123 37V38H122ZM135 37V36H134ZM137 37V36H136ZM150 37V35H149ZM153 37V36H152ZM179 37V36H178ZM186 37V36H185ZM42 38V37H41ZM139 38V37H138ZM151 38V37H150ZM149 38V39H150ZM157 38V37H156ZM181 38V37H180ZM189 38V37H188ZM192 38V37H191ZM190 38V39H191ZM257 38V37H256ZM30 39H31V42H30ZM44 39V38H43ZM45 39H49V38H45ZM51 39V38H50ZM148 39V40H149ZM186 39V38H185ZM199 39V38H198ZM260 39V38H259ZM264 39V38H263ZM3 40V38H2ZM23 40V41H22ZM26 40V41H27ZM42 40V39H41ZM80 40V41H81ZM136 40V38H135ZM140 40V39H138ZM153 40V38H152ZM232 40V41H233ZM255 40V38H254ZM253 40V41H254ZM38 41V40H37ZM40 41V40H39ZM38 41V42H39ZM143 41H145V38L143 39ZM151 41V39H150ZM149 41V42H150ZM156 41V40H155ZM183 41V40H182ZM233 41V42H234ZM237 41V40H236ZM5 42V43H4ZM30 42L29 45L26 46V44H28ZM139 42V41H138ZM152 42V41H151ZM154 42V41H153ZM157 42V41H156ZM185 42V41H184ZM188 42V41H187ZM238 42V41H237ZM236 42V43H237ZM240 42V41H239ZM243 42V41H242ZM255 42V41H254ZM257 42V41H256ZM264 42V41H263ZM23 43H26L25 45L23 46H26V47H23L22 45ZM51 44V42H49ZM63 43V42H62ZM81 43V42H80ZM121 43V42H120ZM120 43L117 45L118 48L121 47L120 46ZM133 43V42H132ZM140 43V42H139ZM138 43V44H139ZM146 43H148L146 41ZM155 43V42H154ZM153 43V45H154ZM244 43V42H243ZM249 43V42H248ZM66 44V43H65ZM134 44V43H133ZM149 44H152V43H149ZM238 44V43H237ZM246 44V43H245ZM254 43H251V45H253ZM261 44V42H260ZM259 44V45H260ZM22 46L21 48H17L18 46ZM48 45V44H47ZM130 45V44H129ZM136 45H137V42H136ZM142 45V41H141V44ZM207 45H209L207 47ZM249 45V44H248ZM250 45V46H251ZM134 46V45H133ZM243 46V45H242ZM131 47V46H130ZM137 47V46H136ZM133 48V49H136ZM239 47V48H238ZM41 48H47L49 50V48H52L51 46H43ZM114 48V49H113ZM128 48V47H126ZM132 48V47H131ZM242 48V47H241ZM254 48V46H253ZM18 49V50H17ZM68 49V48H67ZM117 49V48H116ZM115 49V51H117ZM121 48H119L120 50ZM123 49V48H122ZM204 49V48H202ZM251 49V48H250ZM264 49V48H263ZM17 50V51H16ZM39 50H42V49H39ZM38 50V51H39ZM47 50V51H48ZM53 50V48L51 49ZM64 50V49H63ZM78 49H76L74 51V53H72V57L74 58V56L76 57V53L78 54L79 51H77ZM137 50L140 51V49L137 48ZM135 50V51H137ZM156 50V49H155ZM154 50V51H155ZM201 50V49H200ZM242 50V51H241ZM245 50V49H244ZM253 49H251L252 51ZM254 50H256L254 48ZM16 51V53H15ZM35 51V52H34ZM58 51V50H57ZM57 51H55V53L57 54ZM62 51V50H61ZM128 51V49H127ZM204 50H202V53L204 55V53L206 52H203ZM259 51V50H258ZM3 52V53H4ZM41 51H39L38 53H40ZM51 53V51H49ZM118 52V51H117ZM129 52V51H128ZM133 52V50L131 51ZM156 52V51H155ZM185 53V51H183ZM260 52V51H259ZM37 53V54H38ZM54 53V54H55ZM59 53V52H58ZM82 53V52H81ZM80 56H84L86 58V56H88L86 53L84 55H81ZM122 53V52H121ZM120 53V54H121ZM136 53V52H135ZM139 53V52H138ZM138 53L136 55H138ZM141 53V52H140ZM190 53V52H188ZM199 53V52H198ZM207 53V52H206ZM252 53V52H251ZM250 53V55H251ZM263 53V51H262ZM63 54V53H62ZM119 54V55H120ZM129 54H131L129 52ZM158 54V53H157ZM186 54V53H185ZM258 54V53H257ZM60 55V54H59ZM58 55V56H59ZM67 55V54H66ZM71 55V54H70ZM135 55V57H136ZM155 55V54H154ZM206 55V54H205ZM254 55V53H253ZM50 56V55H49ZM122 56V55H121ZM132 56V55H131ZM249 56V54H248ZM260 56V55H259ZM5 57V54L4 56ZM64 57V56H63ZM102 57V58H103ZM118 57V56H117ZM123 57V56H122ZM126 57V56H125ZM140 57V56H139ZM155 57V56H154ZM153 57V58H154ZM201 57V56H200ZM255 57V55H254ZM258 57V56H257ZM29 58H32V60L28 61ZM41 59V57H39ZM48 59V57H46ZM61 58V56H60ZM100 58V59H102ZM131 58V57H130ZM134 58V57H133ZM138 58V56H137ZM142 58V57H141ZM144 58V57H143ZM142 58V60H143ZM158 58V57H156ZM155 58V59H156ZM160 58V57H159ZM203 58V56H202ZM262 58H263V55H262ZM53 59H56V58H52ZM64 59V58H63ZM67 59V58H66ZM116 59V60H115ZM114 62L117 61V58H115ZM147 59V58H146ZM154 59V60H155ZM207 59V58H205ZM204 59V60H205ZM259 59V58H258ZM257 59V60H258ZM25 60V61H24ZM27 60V61H26ZM119 60V59H118ZM122 61L123 58L121 59ZM119 60V61H121ZM128 60V59H127ZM141 60V59H140ZM139 60V61H140ZM159 60V59H157ZM170 60V59H169ZM203 60V59H202ZM209 60V59H208ZM213 60V61H214ZM6 61V60H5ZM41 61V60H40ZM68 61V60H66ZM144 61V64L145 63V60ZM153 61V60H152ZM172 62V60H170ZM256 61V60H255ZM262 61V60H260ZM23 62H27V64L25 63V65H23L24 63ZM42 62V61H41ZM102 62V61H101ZM109 62V63H110ZM137 62V61H136ZM148 62V61H147ZM199 62V61H198ZM208 62V61H207ZM253 62V63H252ZM44 63V62H43ZM66 63V62H65ZM121 63V62H120ZM134 63V64H133ZM149 63V62H148ZM158 63V62H156ZM205 63V62H204ZM258 63V62H257ZM260 63V62H259ZM49 64V65H48ZM63 64V63H62ZM107 64V63H106ZM114 63H112L113 65ZM118 64V61L117 63H115L114 65ZM124 64H127V63H124ZM152 64V63H151ZM150 64V67L152 66ZM159 64V63H158ZM165 64H168V63H165ZM174 64V63H173ZM70 65V66H69ZM111 65V63L109 64ZM111 65V67H112ZM154 65V64H153ZM202 65V64H200ZM209 65V63H208ZM256 65V64H255ZM258 65V64H257ZM24 66V68H23ZM155 66V65H154ZM153 66V67H154ZM161 66V65H160ZM171 66V65H170ZM205 66V65H204ZM207 66V65H206ZM110 67V66H109ZM110 67V68H111ZM122 67L123 70H121L120 68ZM140 67V69H141ZM144 67V66H143ZM158 67L159 66H156L157 70H158ZM167 67V66H166ZM211 67V65H210ZM209 67V68H210ZM257 67V66H256ZM262 67V66H261ZM264 67V66H263ZM113 68V67H112ZM131 68V70H130ZM137 68V71H135L134 69ZM155 68V69H156ZM160 68V67H159ZM162 68V67H161ZM165 68V67H164ZM206 68V67H205ZM208 68V67H207ZM206 68V69H207ZM259 68V67H258ZM109 68H107L108 70ZM114 69V68H113ZM111 69V70H113ZM116 69L119 70V72L121 73L118 74L119 72L116 71ZM139 69V70H140ZM169 69V68H168ZM260 69V68H259ZM262 69V68H261ZM261 69H260V72H261ZM264 69V68H263ZM133 70V71H132ZM150 70V69H149ZM157 70H154V71H157ZM205 70V69H204ZM209 70V69H208ZM210 70H213V67L212 69ZM255 70V69H254ZM1 71V70H0ZM8 71V70H7ZM22 71L21 74L23 73ZM80 71L81 73L82 72H85L87 73L88 75L87 76H84V78L81 77V73L80 75L78 74V72ZM160 72V69L158 70ZM168 71H171V70H168ZM207 71V70H206ZM215 71V70H214ZM249 71V72H248ZM253 71V70H252ZM257 71V70H256ZM175 72V71H173ZM212 72V71H211ZM218 72V71H217ZM224 72V71H223ZM19 73V72H17ZM84 73V74H85ZM153 73V74H152ZM161 73V72H160ZM167 73V72H166ZM169 73V72H168ZM176 73V72H175ZM179 73V72H177ZM216 73V72H213V74ZM220 75L222 72H219ZM218 73V74H219ZM259 73V71H258ZM24 74V73H23ZM79 76H78V75ZM82 73V75H84ZM144 74V75H143ZM173 74V73H172ZM180 74V73H179ZM212 74V73H211ZM212 74V76H213ZM250 74V73H249ZM253 74V73H252ZM261 74V73H260ZM86 75V74H85ZM137 75V76H135ZM143 75V77H142ZM159 73L155 74L154 77L156 76H160ZM215 75V74H214ZM217 75V73H216ZM11 76V75H10ZM121 76V77H120ZM132 76V77H131ZM177 76H179L177 74ZM235 76V74L233 75ZM231 75V78L233 79L234 78V81H231L230 80V83L233 82L234 84H236V87H237V83H235L238 79L236 77H233ZM246 76V75H245ZM243 76V77H245ZM249 76V75H248ZM251 76V75H250ZM254 76V74H253ZM257 76V75H256ZM263 76V74H262ZM22 78V76H20ZM124 77V76H123ZM142 77V78H141ZM150 77V78H151ZM155 77V78H156ZM161 77V76H160ZM159 77V78H160ZM173 77V75H172ZM171 77V78H172ZM176 77V76H175ZM174 77V78H175ZM182 77V76H180ZM214 77V76H213ZM228 79H231L229 78ZM241 77V76H240ZM129 78V79H130ZM155 78H152L155 80ZM170 78V79H171ZM177 78V77H176ZM216 78V77H215ZM222 78V77H220ZM219 78V80H220ZM224 78V80H225ZM247 78V77H246ZM250 78V77H249ZM256 79V77H254ZM260 78V77H258ZM11 79V77H9L7 74L4 75L3 77H0V82H8L9 80ZM28 81H27V80ZM124 79V78H123ZM127 79V80H129ZM152 79L150 81H152ZM180 79V78H178ZM186 79V78H185ZM227 79V80H228ZM248 79V78H247ZM253 79V78H252ZM20 80V79H19ZM120 80V81H119ZM126 80V78H125ZM132 80V79H131ZM144 80V81H143ZM181 80V79H180ZM217 80V79H216ZM236 80V81H235ZM239 80V79H238ZM241 80V79H240ZM243 80V79H242ZM250 79H248V82H249ZM258 80V79H257ZM13 81V80H12ZM119 81V82H118ZM133 81V80H132ZM137 81V79H136ZM137 81V83H138ZM158 81V80H157ZM170 81H173V79H171ZM177 82V79L175 80ZM182 81V80H181ZM190 81V80H189ZM254 81V80H253ZM260 81V80H259ZM262 81H263V78H262ZM34 82V83H33ZM124 82V81H123ZM131 82V81H130ZM174 82V81H173ZM221 81H219L220 83ZM247 82V81H246ZM136 83V82H135ZM146 83V82H145ZM154 83V82H153ZM163 83V84H162ZM190 83V82H188ZM225 83V82H224ZM264 83V82H263ZM262 83V84H263ZM3 84V83H2ZM9 84V83H8ZM122 84V86H121ZM125 84V82H124ZM140 84V83H139ZM164 85V86H160V85ZM173 84V83H172ZM182 84V83H180ZM226 84V83H225ZM233 84V85H234ZM239 84V83H238ZM261 84V85H262ZM6 85V84H5ZM146 85V84H145ZM144 85V86H145ZM153 86L155 84H152ZM179 85V84H178ZM186 85V84H185ZM184 85V86H185ZM229 85V84H227ZM226 85V86H227ZM259 85V84H258ZM8 86V85H7ZM30 86V85H29ZM148 86V85H147ZM170 86V85H169ZM245 86V85H244ZM243 86V87H244ZM251 86V85H250ZM248 85V89H251L249 88L250 87ZM33 87V86H32ZM146 87V86H145ZM149 87V86H148ZM157 87V88H158ZM160 87H163V88H160ZM166 87H168L166 85ZM225 87V86H224ZM233 87L235 88V85L232 86L231 89H233ZM240 87V86H239ZM7 88V87H6ZM125 87H123L124 89ZM253 88V86H252ZM127 89V88H126ZM228 89H230L228 87ZM236 89V88H235ZM245 89V88H244ZM247 89V90H248ZM258 89V88H257ZM263 89V88H262ZM39 91V89H37ZM40 90V91H42ZM165 90H168V89H165ZM184 90V89H183ZM240 90H241V87H240ZM239 90V91H240ZM246 90V89H245ZM131 91V92H132ZM169 91V90H168ZM226 91V90H225ZM230 90V92H224V94H220L222 95L225 99H223V103L220 102L222 104V106L224 107H227L228 111H226L227 109L224 108L225 110V113L226 115V118H225V122L227 123L226 126H228L229 128L232 129V131H236L238 133H242V140H243V135L246 134L247 131H245V129L243 130V128L245 127L243 124H238L240 121L238 120V117H236L235 119H237L239 122H235V119H234V116H232L233 114H231V117H232V120L230 118V115H229V112L231 109V112H232V109L239 104L237 103V95H236V92L235 94L232 95V91ZM121 92V93H120ZM173 92V91H171ZM170 92V94H171ZM223 92V91H222ZM42 93V92H41ZM44 94L45 97H47L46 95ZM119 94L120 95V98H119ZM123 94V95H124ZM174 94H175V91H174ZM217 94V93H216ZM239 94H242V91L239 92ZM238 94V95H239ZM244 94V93H243ZM255 94V93H254ZM261 94V93H260ZM259 94V95H260ZM43 95V94H42ZM134 95V97H133ZM149 95H153L152 98L149 96ZM182 95V94H181ZM191 95V94H190ZM218 95V94H217ZM37 96V95H36ZM156 96L155 94V97H158ZM188 96V94H187ZM214 96V94H213ZM241 96V95H240ZM239 96V97H240ZM257 96V94H256ZM262 96V95H261ZM38 97V96H37ZM36 97V98H37ZM127 97H129L127 99ZM183 97V96H182ZM196 99H197V95L195 96ZM222 97V98H223ZM255 96H253L254 98ZM259 97V96H258ZM257 97V98H258ZM44 98V97H43ZM154 98V99H153ZM162 98V97H161ZM186 98V97H184ZM189 98V97H188ZM187 98V99H188ZM201 98V97H200ZM207 98V97H206ZM221 98V97H220ZM252 98V97H251ZM41 100V97L39 98ZM131 99V100H130ZM174 99V98H173ZM176 99H179L178 97H176ZM192 99V98H191ZM195 99V98H194ZM193 99V100H194ZM203 99V98H202ZM208 99V98H207ZM212 99V98H211ZM215 99V98H214ZM244 99V98H243ZM48 100V98H47ZM51 100V99H50ZM49 100V101H50ZM126 100H129L126 102ZM171 100V98H170ZM183 100V99H182ZM198 100V99H197ZM217 100V99H216ZM225 100V101H224ZM241 100V99H240ZM183 101H186V100H183ZM181 101V102H183ZM189 101V100H187ZM199 101V100H198ZM206 101V100H205ZM210 101V100H209ZM212 101V100H211ZM242 101V100H241ZM254 101H255V98H254ZM262 101V100H261ZM260 101V103H261ZM41 102H43V100H41ZM40 102V103H41ZM48 102V101H47ZM60 102V103H59ZM250 102V101H249ZM257 102H259L257 100ZM39 103V102H38ZM39 103V104H40ZM50 103V102H49ZM184 103V102H183ZM187 104L189 102H186ZM243 103V102H242ZM253 103V101H252ZM251 103V104H252ZM256 103V102H255ZM42 104V103H41ZM47 104V103H46ZM56 104V105H57ZM247 104V103H246ZM245 104V105H246ZM250 104V103H249ZM262 104V103H261ZM44 105V104H43ZM52 105V104H50ZM57 105V106H58ZM170 105L169 107H172L170 110H162L161 107L163 108V106H168ZM172 105V106H171ZM186 105V104H185ZM189 105V104H188ZM198 104L196 105H193V106H196L197 107ZM211 105V103H210ZM244 105V104H242ZM244 105V106H245ZM264 105V103H263ZM56 106V108H57ZM177 106V107H175ZM215 106V105H214ZM221 106L218 104L217 108ZM247 106V105H246ZM245 106V107H246ZM251 106V105H250ZM1 107V106H0ZM37 107V106H36ZM39 107V105H38ZM43 106L41 105V108ZM46 107V106H44ZM181 107V108H180ZM187 106H185L184 109H187L186 108ZM192 107V106H191ZM195 107V108H196ZM211 107V106H210ZM233 107V108H231ZM258 107V106H257ZM264 107V106H263ZM216 108V107H215ZM244 108V107H243ZM255 108V107H254ZM261 108V107H260ZM52 109V108H51ZM58 110H60L59 108H57ZM56 109V111H58ZM64 109V110H63ZM169 109V108H168ZM250 109V108H249ZM249 109H242L246 114L247 117L249 116H252L250 113H249ZM253 109V108H252ZM256 109V108H255ZM254 109V110H255ZM262 109V108H261ZM49 110V108L47 109ZM216 110V109H215ZM222 110V109H221ZM223 110V112H224ZM235 110V109H234ZM249 110V111H248ZM61 111V110H60ZM163 111H168V113H170V115H172V113H175L177 112V118L175 119V121H172L173 124L174 122H179L178 124L182 123L184 124L187 123V125L189 124H192V127L191 129H189V132H187L185 134V137L184 139L182 140V142H179L178 144L179 145H175L173 146V142L171 140H168V139H165V140H160V136H162L163 134L160 133L157 137H155V139L153 140V142H151L149 144V142L147 141V137L149 135L152 134V130H154L153 128L155 127H159L160 125L164 124L165 121L169 120L168 119V116H166V114L168 115V113H164ZM181 111V112H180ZM189 111V110H188ZM196 111V110H195ZM211 111V110H210ZM219 109H218V113H219ZM236 111V110H235ZM252 111V110H251ZM172 112V113H171ZM182 112L184 115H182ZM209 112V111H208ZM214 112V111H212ZM238 112H240L238 110ZM259 112V111H258ZM55 113V112H54ZM179 113V114H178ZM187 113V112H186ZM195 113V112H194ZM218 113H215V114H218ZM248 113V115H247ZM255 113V112H254ZM44 114V113H43ZM222 114V112H221ZM243 114V115H244ZM256 114V113H255ZM254 114V115H255ZM57 114H55L56 116ZM175 115V114H173ZM172 115V116H173ZM200 115V114H199ZM209 114H207L208 116ZM235 115V113H234ZM241 115V113H240ZM262 115V114H261ZM47 116V115H46ZM54 116V115H53ZM201 116V115H200ZM199 116V117H200ZM206 116V115H205ZM210 116V115H209ZM212 116H214L212 114ZM211 116V117H212ZM223 116V117H224ZM242 116V115H241ZM240 116V117H241ZM245 116V117H246ZM264 116V114H263ZM175 117V116H174ZM179 117V118H178ZM196 117V116H195ZM246 117V118H247ZM169 118H171L169 116ZM173 118V117H172ZM216 118V117H215ZM218 118V117H217ZM244 118V117H243ZM245 118V120H247ZM251 117H249L250 119ZM257 118V117H256ZM43 119V118H42ZM213 119V118H212ZM223 119V118H222ZM221 119V121H223ZM240 119V118H239ZM253 119V118H252ZM260 119V118H259ZM258 119V120H259ZM174 120V119H172ZM205 120V119H204ZM214 120V119H213ZM216 120V119H215ZM218 120V119H217ZM236 120V121H237ZM243 121H245L244 119H242ZM241 120V121H242ZM255 120V119H254ZM211 121V120H210ZM242 121V122H243ZM57 122V121H56ZM170 122V120H169ZM190 122H193V123H190ZM217 122V121H215ZM214 122V124H215ZM235 122V123H234ZM241 122V123H242ZM249 122V121H248ZM255 122V121H254ZM259 122V121H258ZM35 123V122H34ZM58 123V125H59ZM166 123V122H165ZM168 123V121H167ZM189 123V124H188ZM213 123V122H212ZM232 123L234 125H232ZM247 123V122H246ZM250 123V122H249ZM160 124V125H159ZM169 124V123H168ZM182 124V126H183ZM208 124V123H207ZM224 124V123H223ZM248 124V123H247ZM263 124V123H262ZM50 125V124H49ZM48 125V126H49ZM59 125V126H60ZM166 125V124H165ZM177 125V123L175 124ZM174 125V127H175ZM185 125V126H187ZM219 125V124H218ZM221 125V124H220ZM225 125V124H224ZM206 126H209V127H206ZM216 126V125H215ZM222 126V125H221ZM224 126L226 129L227 127ZM247 126V125H246ZM257 126V125H256ZM40 127V128H39ZM58 127V126H57ZM157 127V129H158ZM170 127V125H169ZM180 126H176V128ZM217 127V126H216ZM261 129L262 126L260 125ZM43 128V127H42ZM59 128V127H58ZM171 128V127H170ZM181 128V127H180ZM224 128V129H225ZM259 128V127H258ZM6 129V128H5ZM173 129V128H172ZM176 129V130H178ZM187 129V128H185ZM230 129V130H231ZM181 130V129H180ZM178 130V131H180ZM191 130V132H190ZM248 130V128H247ZM164 131H168V130H165ZM184 131V130H183ZM225 131V130H224ZM223 131V133H224ZM4 126L2 124H0V144L2 143L1 141L2 138H4ZM23 132V130H22ZM164 132V133H165ZM235 132V133H236ZM25 133V134H26ZM175 133V132H174ZM179 133V132H178ZM194 133V134H193ZM218 133V132H217ZM229 133V132H228ZM193 134V135H192ZM6 135V134H5ZM44 135H47L45 136V141L43 142V138H44ZM219 135V134H218ZM220 136V135H219ZM252 136V135H251ZM10 137V136H9ZM13 137V136H12ZM7 137H5L4 139H6ZM238 138V139H239ZM6 141V140H5ZM223 141V140H222ZM4 147V146H3ZM2 147V145H0V156H1V153L3 152L4 148ZM149 147V149L147 150V148ZM31 148V147H30ZM229 149V148H228ZM233 149V148H232ZM29 151V150H28ZM222 151V153H221ZM231 152H234L233 150H229ZM27 152V151H26ZM25 152V153H26ZM37 152V151H36ZM4 153V152H3ZM29 153V152H27ZM31 153V152H30ZM34 154V152H33ZM32 154V155H33ZM231 154V153H230ZM235 154V153H234ZM31 155V154H30ZM38 155V154H37ZM226 155V154H225ZM233 155V154H231ZM228 156V155H227ZM235 156V155H234ZM29 158V157H28ZM26 160V159H25ZM30 160V159H29ZM38 160V159H37ZM229 160V159H228ZM0 161H3L1 158H0ZM33 161H36V160H33ZM111 161V162H112ZM28 162V161H27ZM38 163V162H37ZM41 163V162H40ZM233 163V162H232ZM3 164V163H2ZM25 164V163H24ZM29 164V163H28ZM31 164V163H30ZM7 165V164H6ZM33 165V164H32ZM46 165V164H45ZM112 165V164H111ZM232 166L230 169L234 172H238L236 174V172L232 173V171H230V173H227L228 172V167ZM228 166V167H227ZM72 167V166H71ZM227 167V168H226ZM35 168V167H34ZM49 170L51 169L50 167H48ZM47 169V168H46ZM229 169V170H230ZM216 170H220L221 172H223L225 175L227 173V178L229 180L228 182V185L229 187H231V189H234L236 190V188L238 186H242V188H240V194L236 195V196H231L229 198H225V199H218L217 196L220 195V193L225 189V188H220L219 185L221 184L220 181L219 182H215L217 181L218 179H214V178H218L217 174L221 173L220 171H216ZM72 171L74 172H78L77 169L75 167H72ZM219 172V173H215V172ZM47 172V171H46ZM213 173V175H211V173ZM226 172V173H225ZM20 173V172H19ZM52 174V173H51ZM223 174V175H224ZM27 179L22 182V187H19V188H1L3 185H4V181L0 180V197L4 196L5 198L11 200V201H15V202H20L22 199H33L35 200L36 202L40 203L38 204L39 206L43 205V206H47V207H51V203L56 201L57 197H58V194L61 193V188L59 189V186L58 184L60 185V183L56 182V178L58 179V177H52L50 176L48 178V180H46V173H45V178H44V183L46 186L44 187L43 190H37L34 192V189H33V184L35 183V181H37V178L34 177V179H31V175L30 173L28 172L27 174ZM34 175V174H32ZM80 175L82 176V178L84 179V181L87 179H89L86 175H84L83 173H80ZM78 175V176H80ZM216 175V177H215ZM23 176V175H22ZM36 176V175H35ZM80 176V177H81ZM41 178V176H40ZM39 178V179H40ZM222 178V177H221ZM82 179V180H83ZM6 180V179H5ZM43 180L41 179V182ZM58 181H60V179H58ZM19 182V181H18ZM34 182V183H33ZM61 182V181H60ZM38 183V182H36ZM35 183V185H36ZM220 183V184H219ZM15 184V183H14ZM20 184V183H19ZM40 184V182H39ZM42 184V183H41ZM121 184V186H123ZM8 185V184H7ZM21 185V184H20ZM12 186V185H11ZM14 186V185H13ZM132 186V185H130ZM125 186L123 187H120V188H124ZM14 189H17V190H14ZM157 195V196H156ZM154 196L158 198H160V200L162 201H156L154 199ZM131 196H129L130 198ZM160 202V203H158ZM162 206H161V205ZM24 205V204H23ZM30 205H33V204H30ZM200 205V206H202ZM12 206H14V209L16 208V211H17V208L19 209V211L21 210H24L23 208L25 207H22V204H13ZM20 206V207H19ZM175 206V205H174ZM199 205H197L198 210L201 209ZM8 207V206H7ZM10 207V206H9ZM183 207V206H182ZM183 207V208H184ZM202 207H205V206H202ZM249 207V206H248ZM52 208V207H51ZM176 208V207H175ZM178 208V207H177ZM252 208V206H251ZM254 208V207H253ZM197 209V208H196ZM233 209V210H232ZM245 209V208H243ZM9 210V209H8ZM194 210V211H193ZM246 210V209H245ZM245 210H242L245 212ZM248 210V209H247ZM250 210V209H249ZM65 211V210H64ZM181 211V210H180ZM202 211V210H201ZM241 211V210H240ZM138 212V216H140V212L139 210H137ZM196 212V211H195ZM235 212V213H234ZM6 213V216L7 217H11L12 214L11 212H5ZM20 212H18L17 214H19ZM180 213V212H179ZM219 214V212H215V214L213 213V215H216ZM235 215H234V214ZM243 213V212H242ZM248 213V212H247ZM16 214V215H17ZM25 214V213H24ZM197 214V213H196ZM233 214V216H232ZM21 215V213H20ZM22 215H23V212H22ZM68 215V214H66ZM73 215H78L77 213H72V216ZM191 215V220H195V214L193 215L194 218L192 217ZM25 216V215H24ZM55 216V215H54ZM217 216V215H216ZM242 216V215H241ZM69 217V216H68ZM234 218V219H238V218ZM25 218V217H24ZM27 218V217H26ZM25 218V219H26ZM38 216L34 217V218H27L26 220H28V222H31V225H32V229L37 232V233H40V232H43L46 229H49V232H50V235L52 237H55V239L57 240V243H59L60 245H62L65 249V253H64V260L62 261L61 264H122L121 263V257L119 258V254H115V256H113L112 258L109 257V255H106V253H102L101 255L100 254H96L95 251H92L91 254H87L86 250L84 249V242L82 240H75V239H72L69 235V233L63 229H60V227H58V225L60 226V222L59 220H56L55 218H50L48 220H46V222L44 224H42L41 226L37 225L36 224V220H37ZM69 219V218H68ZM186 219V218H185ZM189 219H190V216H189ZM240 219V217H239ZM11 220V219H10ZM71 220V219H70ZM12 221V220H11ZM235 220L231 221L234 223ZM224 222V221H223ZM222 222V223H223ZM229 222V223H231ZM236 222V221H235ZM67 222H65L66 224ZM238 223V222H237ZM236 223V224H237ZM71 224V223H69ZM221 225V224H220ZM219 225V226H220ZM223 225V224H222ZM234 225V224H233ZM49 226V227H48ZM236 226V225H234ZM221 227V226H220ZM227 228V226L223 225L220 230H223L225 231ZM234 228V227H233ZM31 232V231H30ZM48 232V233H49ZM136 234L139 235V233H137V231H135ZM31 234V233H30ZM222 232H218L216 235H212L214 238H217L219 235H221ZM33 236V234H32ZM37 234H34V237H36ZM210 236V234H207V237ZM38 239V238H37ZM39 241V240H38ZM82 248L83 246V251H80L78 247ZM262 248V247H261ZM262 251V250H261ZM260 252V251H259ZM254 253V252H253ZM252 253V254H253ZM262 253V252H261ZM260 253V254H261ZM252 254H249V255H252ZM255 254V253H254ZM257 254V253H256ZM259 254V253H258ZM246 255V254H245ZM248 255V254H247ZM262 255V254H261ZM87 257V258H86ZM92 257V258H90ZM130 257V256H129ZM244 257V258H243ZM247 257V256H246ZM246 257L245 256H241L242 260H239L242 264H246L245 260H246ZM260 257V256H258ZM264 257V255H263ZM263 257H260L263 259ZM252 258V257H251ZM258 259V260H261V259ZM248 260L250 259L249 257L247 258ZM252 260V259H251ZM253 260H255L253 258ZM252 260V261H253ZM141 261V254L138 252V251H135L134 254L129 258L128 262L126 264H139ZM252 261L250 264H252ZM264 261V260H262ZM235 262V261H234ZM254 262V261H253ZM237 263V262H236ZM258 263V261L256 262V264ZM262 263L259 261V264ZM249 264V262L247 263Z\"/></svg>",
    "mask_w": 264,
    "mask_h": 264
},
{
    "label": "crops",
    "instance_id": "0c3cea01",
    "mask_svg": "<svg viewBox=\"0 0 264 264\" xmlns=\"http://www.w3.org/2000/svg\"><path fill=\"white\" fill-rule=\"evenodd\" d=\"M147 219L145 221H141L142 217ZM141 215L138 217L141 218L140 222L143 224L147 229H135L137 233L140 235V240L138 241L139 246H141L144 250L145 255L143 256V260L141 264H155L161 261H164L163 257L159 256L157 251L153 249L151 245H158L164 248L169 247L167 250V258L164 262H170L172 258V252L174 250L179 249L181 253H184L187 249V246L184 242L188 241V238H183L177 230V226L170 220L167 222H162L160 218H158L155 214H145L141 212ZM213 263H216L214 261ZM219 264H228L227 262H219Z\"/></svg>",
    "mask_w": 264,
    "mask_h": 264
},
{
    "label": "built area",
    "instance_id": "2783aa9c",
    "mask_svg": "<svg viewBox=\"0 0 264 264\" xmlns=\"http://www.w3.org/2000/svg\"><path fill=\"white\" fill-rule=\"evenodd\" d=\"M2 69V63L0 62V70ZM36 238V237H34ZM42 244L46 247H50L55 252H59V248L54 246L51 241L43 240ZM157 264H205L203 260L194 254L192 251H189L184 256H181L178 253L172 255L170 262H160Z\"/></svg>",
    "mask_w": 264,
    "mask_h": 264
}]
</instances>
